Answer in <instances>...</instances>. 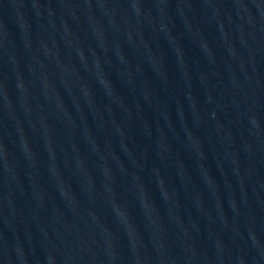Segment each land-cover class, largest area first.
Returning <instances> with one entry per match:
<instances>
[{
  "label": "water",
  "instance_id": "1",
  "mask_svg": "<svg viewBox=\"0 0 264 264\" xmlns=\"http://www.w3.org/2000/svg\"><path fill=\"white\" fill-rule=\"evenodd\" d=\"M0 264H264V0H0Z\"/></svg>",
  "mask_w": 264,
  "mask_h": 264
}]
</instances>
